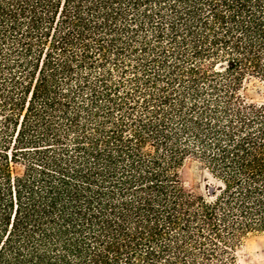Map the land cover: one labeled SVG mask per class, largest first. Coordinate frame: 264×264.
<instances>
[{
  "label": "trees",
  "instance_id": "1",
  "mask_svg": "<svg viewBox=\"0 0 264 264\" xmlns=\"http://www.w3.org/2000/svg\"><path fill=\"white\" fill-rule=\"evenodd\" d=\"M251 79L264 0H0V264H237L264 234Z\"/></svg>",
  "mask_w": 264,
  "mask_h": 264
},
{
  "label": "rangeland",
  "instance_id": "2",
  "mask_svg": "<svg viewBox=\"0 0 264 264\" xmlns=\"http://www.w3.org/2000/svg\"><path fill=\"white\" fill-rule=\"evenodd\" d=\"M242 91L247 98L259 101L264 97V82L251 79L244 84ZM179 176L187 191L193 194H205V179L210 176L205 170L197 167L195 160L187 159L179 169ZM228 251H231L237 264H264V234L251 235ZM226 254L228 253H224Z\"/></svg>",
  "mask_w": 264,
  "mask_h": 264
},
{
  "label": "water",
  "instance_id": "3",
  "mask_svg": "<svg viewBox=\"0 0 264 264\" xmlns=\"http://www.w3.org/2000/svg\"><path fill=\"white\" fill-rule=\"evenodd\" d=\"M214 189V186L212 184H209L208 188H207V192L210 194Z\"/></svg>",
  "mask_w": 264,
  "mask_h": 264
}]
</instances>
